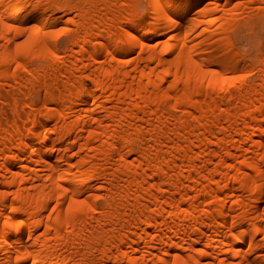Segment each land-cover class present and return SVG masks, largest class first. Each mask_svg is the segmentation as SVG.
I'll list each match as a JSON object with an SVG mask.
<instances>
[{"label": "bare ground", "instance_id": "1", "mask_svg": "<svg viewBox=\"0 0 264 264\" xmlns=\"http://www.w3.org/2000/svg\"><path fill=\"white\" fill-rule=\"evenodd\" d=\"M140 1L0 0V264H264V0Z\"/></svg>", "mask_w": 264, "mask_h": 264}, {"label": "rangeland", "instance_id": "2", "mask_svg": "<svg viewBox=\"0 0 264 264\" xmlns=\"http://www.w3.org/2000/svg\"><path fill=\"white\" fill-rule=\"evenodd\" d=\"M146 8H147V0H141L140 4H139V9L145 13ZM257 25H259V27L258 28L256 27L257 28L256 30L255 29L247 30V31L245 30V33L243 32L244 35L242 33L244 38L241 37V35H239V37L244 39V40H242L244 42H242L240 40L241 38L238 37L240 40V42H239L240 48L242 49L243 52H245L247 54V56H249L252 59L259 53L260 50H263V52H264V29L260 24H257ZM260 28L263 31H261ZM237 34H239V33L237 32ZM60 38L63 39L64 35L60 34ZM42 95L43 94L40 95L41 97L39 96V99L41 98L40 100H38V98H37V103H39V104H41V100L43 98Z\"/></svg>", "mask_w": 264, "mask_h": 264}]
</instances>
